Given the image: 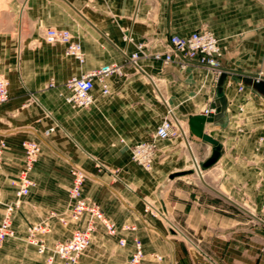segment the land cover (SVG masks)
Wrapping results in <instances>:
<instances>
[{
	"label": "crops",
	"instance_id": "1",
	"mask_svg": "<svg viewBox=\"0 0 264 264\" xmlns=\"http://www.w3.org/2000/svg\"><path fill=\"white\" fill-rule=\"evenodd\" d=\"M7 5L0 8V62L11 88L9 102L0 107V141L6 143L0 190L21 171L23 142L41 147L31 174L35 185L14 214L15 227L27 233L49 223L52 233L42 237L47 246L84 229L87 216L70 220L71 169L77 166L87 175L83 197L118 229L110 236L98 224L91 245L95 241L93 256L102 264H127L136 240L143 245L142 264H264V0ZM48 28L69 31L82 45L84 63L66 55L64 45L49 44ZM200 30L220 41L221 76L152 57L168 50L171 35ZM135 53L139 58L133 61ZM112 64L123 75L106 80L108 95L96 81L90 108L66 102L70 78ZM220 97L227 100L225 116L207 123L204 132L222 150L205 167L214 147L191 133L190 120L217 109ZM167 118L177 134L156 141L153 169L146 171L134 162L132 149L153 140ZM57 217L67 218V225Z\"/></svg>",
	"mask_w": 264,
	"mask_h": 264
},
{
	"label": "built area",
	"instance_id": "2",
	"mask_svg": "<svg viewBox=\"0 0 264 264\" xmlns=\"http://www.w3.org/2000/svg\"><path fill=\"white\" fill-rule=\"evenodd\" d=\"M45 39L49 44H59L66 47V55L73 57L80 64L85 61V54L80 42L74 40L72 34L67 30L48 28L45 31ZM168 50L165 53H156L152 57L157 61L166 64L177 63L183 69L188 64H196L205 68L213 69L222 75V60L224 58L223 50L218 38L208 30L196 31L189 36L171 35L167 41ZM139 58L137 53L133 54L131 59L136 61ZM123 75L122 68L119 65H105L81 77L70 78L66 87L70 95L66 97V102L74 108L88 109L95 102L96 81L102 85V94H109V87L106 80L111 75ZM9 82L6 79L0 62V105L10 100ZM241 86L239 91H243ZM217 109H208L205 116L216 115ZM55 131L51 128L46 132L49 136ZM177 134L173 121L169 118L163 120L157 128L154 139L142 142L132 149L133 160L146 171L153 169V162L156 154V141L168 140ZM6 143L0 141V167L3 164ZM24 153V163L18 175L19 188L16 192L15 202L7 209V212L0 224V253L9 237L14 235L12 229L13 213L19 209L23 200L30 195L35 182L31 177L41 155V147L35 141H24L22 144ZM72 186L69 190V200L72 204V213L70 220L77 222L83 217H88L87 226L84 229L75 230L70 238L65 241L57 242L53 249L54 257L59 264H79L84 251L91 245L93 235L98 230V224L103 226L107 234L117 236L118 229L116 225L109 220L102 209L96 204L89 202L83 197V190L87 178L86 173L79 167L74 166L71 169ZM52 217H56L52 214ZM60 223L67 225L68 220L65 217H57ZM29 242L38 246L39 253L44 254L48 251L45 240L36 239L38 232L48 234L51 231L49 223H41L30 229ZM121 246H126V240H120ZM145 254L141 241H135V251L129 258L127 264H142ZM54 259L49 257L47 264H52Z\"/></svg>",
	"mask_w": 264,
	"mask_h": 264
},
{
	"label": "rangeland",
	"instance_id": "3",
	"mask_svg": "<svg viewBox=\"0 0 264 264\" xmlns=\"http://www.w3.org/2000/svg\"><path fill=\"white\" fill-rule=\"evenodd\" d=\"M4 1V3H3ZM1 1L2 4H0V8L3 7L4 9H8L7 0ZM4 75L6 79L9 82V89L11 88L10 78L7 74L8 72L6 69H4ZM9 102V101H8ZM7 102V103H8ZM5 103V104H7ZM0 105L1 106H4ZM29 141V140H27ZM2 167V166H1ZM0 167V168H1ZM1 188V187H0ZM19 188V180L18 176L15 179H12L9 181V183L5 186V190H0V223L3 220L7 209L15 202L16 198V192ZM18 209H16L13 213L17 212ZM12 218V229L14 231V235L12 237H9L8 240L5 242L1 253H0V264H44L46 262V254H49V257H52L54 259V262L52 264H59L57 259L54 257L53 249L54 245L47 246L49 253L40 254L38 246L32 245L29 242V235H30V229L29 232L23 233V231L17 227H15ZM62 224V223H61ZM39 225V224H38ZM36 226V225H35ZM33 228V227H32ZM52 233L51 231L48 233L50 235ZM28 235V236H27ZM43 235H47L46 233L38 232L36 234V239L38 240H45ZM107 236V235H106ZM104 237V236H102ZM60 242V241H59ZM95 243V241H94ZM93 243V244H94ZM89 246L84 253L81 256V262L80 264H102L103 261L95 256H93L94 251V245Z\"/></svg>",
	"mask_w": 264,
	"mask_h": 264
},
{
	"label": "water",
	"instance_id": "4",
	"mask_svg": "<svg viewBox=\"0 0 264 264\" xmlns=\"http://www.w3.org/2000/svg\"><path fill=\"white\" fill-rule=\"evenodd\" d=\"M226 76L223 75L220 79V86L224 83ZM217 114L216 115H210V116H195L190 120V131L191 133L197 137L200 140H203L204 142H207L208 144L212 145L214 147V156L209 160L208 163L205 164V167H210L213 164H215L218 160V157L220 155V152L222 150V147L219 145V143L213 139L211 136L206 134L204 132L205 125L207 123H214L215 121H218L222 119L225 116L226 110H227V100L225 97H220L217 102Z\"/></svg>",
	"mask_w": 264,
	"mask_h": 264
}]
</instances>
